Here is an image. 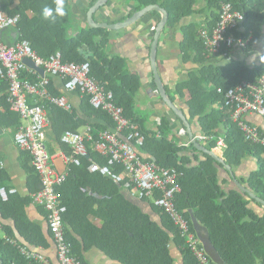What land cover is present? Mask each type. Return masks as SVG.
<instances>
[{"label":"trees","instance_id":"trees-1","mask_svg":"<svg viewBox=\"0 0 264 264\" xmlns=\"http://www.w3.org/2000/svg\"><path fill=\"white\" fill-rule=\"evenodd\" d=\"M98 1L92 0L88 10ZM118 1L133 8V11L108 20L109 23L123 22L151 6L168 12L169 20L162 33L172 32L176 36L180 32L182 63L196 66L187 70L172 90L166 88L168 95L171 99L177 96L184 101L188 120L196 122L200 134L208 137V140L200 142L206 149L214 150L218 140L224 138L226 147L221 156L233 170L239 168L247 158L254 159L256 170L249 178L240 181L264 200V146L246 139L238 122L233 119L235 107L228 106L225 99L229 90L244 81L256 83L264 75V55L259 65L254 66L245 60L233 59L232 52L235 49L227 55L222 51L211 56L200 38V31L213 30L217 26L223 5H230L244 16L243 22L232 33L236 38L248 41L247 47L241 50L250 52L256 42L264 39V0ZM1 4L3 11L9 15L21 16L18 27L2 32V40L6 44L27 40L44 59L61 53L64 63H89L91 77L106 92L113 93L115 104L123 108L125 117L136 124L144 135V144L138 148L141 159L184 173L180 179L182 192L176 196V207L188 221L192 233L200 236L196 224L206 229L213 250L222 264H264V215H258L250 208V198L241 190L224 191L219 177L220 169L225 170L224 164L210 154L199 151L193 142L189 146L183 145L191 139L177 115H174L175 124L168 116H162L156 130L147 129L148 116L137 107L140 79L129 70L124 58L108 53L111 31L91 27L87 18L83 22L78 20L73 13L71 0H65L66 15L58 18L54 24L41 15L44 6L55 7L54 0H1ZM115 9L117 12L119 7ZM98 13L94 17L95 21ZM156 17L160 22L161 14L152 11L142 20ZM154 35L155 31L152 33ZM23 78L37 82V77L29 73H25ZM50 85L48 88L53 96H63L53 93ZM8 90V84L0 76V129L12 131L16 135L22 119L10 109ZM75 93L83 96L79 90ZM39 103L47 111V138L68 155H71V149L62 143V136L67 131L81 133V129L90 127L92 138L96 141L100 133L116 129L114 121L105 111L92 106L89 96H83L80 111L75 108L69 111L46 100H40ZM246 116L244 118L250 125L258 127L250 123ZM181 129L187 132L185 136L179 134ZM258 129L264 134L260 127ZM92 144L87 141L88 156L82 158L79 166H71L66 182L59 188L61 202L67 207L64 217L67 240L72 244L73 255L82 264H89L82 252L84 244L86 250L95 247L121 264H175L170 253V246L175 244L183 253L184 264H197L178 228L168 215L155 206L152 199H140L136 195L139 201L150 204L153 212L161 217L163 226L143 211L140 202H132L123 193L122 185L99 173L89 172L92 163H108L106 158L93 151ZM200 152L204 159L199 161L196 157L198 164L192 165L190 153ZM26 156L32 164L30 154L24 151ZM23 167L28 174V185L35 194L40 188V178L33 166L31 168L24 163ZM115 171L120 172L121 168L117 167ZM6 180H9L8 174L0 169V188ZM32 203L30 196L23 198L18 193L9 194L4 201L0 195L3 218L15 223V229L27 242L26 246L30 249L48 248L42 225L32 222L27 215L26 208ZM92 217L101 220L103 225L97 227L91 221ZM1 226L6 237L0 238V264H41L28 260L11 243V240H15L25 246L17 239L11 225ZM72 230L81 240L73 235Z\"/></svg>","mask_w":264,"mask_h":264},{"label":"built area","instance_id":"built-area-1","mask_svg":"<svg viewBox=\"0 0 264 264\" xmlns=\"http://www.w3.org/2000/svg\"><path fill=\"white\" fill-rule=\"evenodd\" d=\"M244 16L234 11L232 6L223 5L220 20L213 30L200 31L206 51L216 56L222 51L225 55L233 49H245L248 41L236 38L232 33L243 22ZM21 16L9 15L3 11L0 0V76L8 84V103L10 109L20 115L22 124L15 135L17 146L27 151L32 158V166L40 178V188L32 196L34 204L44 208L48 214V228L53 237L60 264H82L73 255L72 244L67 240L65 214L67 207L61 202L62 194L59 191L66 182L72 165L79 166L82 158L88 156L87 141H91L93 151L108 160L106 165L92 163L88 170L99 173L122 185L140 199L150 198L156 207L170 217L178 228L185 246L196 258L197 264H212V259L200 236L190 231L188 221L176 207V196L182 192L180 179L184 173L176 168L166 169L153 162H145L138 154V148L143 146L145 137L138 126L124 115V110L114 102L112 92H106L97 80L90 75V64L64 63L62 54L57 53L49 59L39 56L29 41L21 40L8 45L2 40V32L18 27ZM30 59L36 68L43 69L42 76L35 69L30 68L25 61ZM25 73L37 77V82L23 78ZM49 76L59 77L64 82L66 93L80 91L83 96L90 97V103L96 109L105 111L114 121L116 129L100 133L99 139L94 141L91 128L86 127L83 133L67 131L62 136V143L71 149V155L62 153L66 168L59 171L54 164V156L47 149L46 143L49 120L44 105L40 100L49 101L59 107L71 111L73 106L66 96L55 97L49 91ZM221 92V90L219 91ZM226 104L235 107L233 115L248 141L264 146V134L258 127L250 125L245 116L255 114L264 118V75L256 82L244 81L236 88L229 90L226 95ZM31 101V102H30ZM32 102L34 105H32ZM181 136L187 132L179 131ZM199 142L208 140V137L198 134L195 136ZM192 140L184 143L189 146ZM226 147L224 138L217 142V148L222 153ZM121 168L116 172L115 168ZM3 168V163H0ZM0 188V195L6 201L9 194ZM22 254L31 261L48 264L47 259L40 252L34 251L26 245L11 240Z\"/></svg>","mask_w":264,"mask_h":264},{"label":"crops","instance_id":"crops-1","mask_svg":"<svg viewBox=\"0 0 264 264\" xmlns=\"http://www.w3.org/2000/svg\"><path fill=\"white\" fill-rule=\"evenodd\" d=\"M91 1L92 0H71L72 10L76 13L78 20H80L81 22L85 21V18H87L86 12L89 11L88 9L90 7ZM112 2L113 3L111 6L107 7L103 11H99V13L97 14L96 22H108V20L118 18L133 11V8L126 7L118 0H113ZM117 6L119 7V10H121H118L116 12L115 8ZM95 15L94 17H96ZM158 22L159 18L157 17L154 19L145 18L143 20L141 19L140 21H138V23H135L128 28L118 31H111V41L107 49L110 55L120 56L124 58L127 62L129 70L134 74L138 75L141 82V89L137 97V107L139 111H141L143 114H147L148 121L146 126L147 129L151 131L156 130L158 128L162 116H168L174 124L176 123V119L174 116L176 114H174L168 108V106L165 104L158 92L150 59L151 45L154 38L152 36V33L153 31H155V26ZM180 36V32L177 33L176 36L172 32H166L165 34H161L159 40L160 44L157 58L158 70L162 77L165 88L171 90L174 88L177 82L182 79V77H184L185 72L187 70L196 67L192 64L182 63L179 50ZM263 55L264 39L256 42L250 52H245V50H241L239 48L235 49L232 52L233 59L245 60L250 66L259 65ZM49 79L51 83V91L53 93H58L62 94L63 96H66L73 108L80 111L83 96L75 92L66 93L64 90V82L61 78L49 76ZM172 101L175 106L179 110H181L186 116L187 109L185 104L183 103L184 101H182L177 96H174ZM246 118L250 123L260 127L264 131V118H261L255 114H249L246 116ZM188 121L190 123L191 130L194 133V136L200 134L197 123L190 120ZM177 128L178 127L176 126V133H178ZM84 131V129H81L79 132L83 133ZM180 139L184 140V138ZM46 146L49 153L54 156L55 167L59 171H64L66 165L63 160L62 153L65 152L60 148L59 145L55 144L49 138L46 143ZM213 151L221 156L220 151ZM189 156L192 160V165L198 164V162L196 161V157L199 158V161L204 159V155L202 154V152L190 153ZM27 159V156L24 157V151L20 149L15 142V133H13L12 131L0 129V163H3V168L0 169L4 170L9 176V180L4 181L3 184H1V188H5L7 192H11V190H16V193H18L23 198L29 196L32 197L34 195L31 191L32 187L30 188L29 185V195L24 196L20 193V191L22 193L24 191L22 185V178L24 179V175L21 173V171L24 170L28 177L27 171L23 167L24 163L32 168L31 162ZM256 168L257 165L254 159L247 158L246 160H244L242 165L236 170H233L231 168V171L234 174L233 177L230 175V172L228 170L225 171L223 168L220 169V184L223 186L224 191L226 193H229L233 190H240L234 179H236L244 187L247 188V186L243 184L240 179L249 178L251 173L254 172ZM123 193L126 194V196H128L132 202H140L143 211L148 213L152 217V219L157 222L156 219H158L160 216L153 212L148 202H142L141 200L139 201L137 196L132 194L128 190L123 189ZM250 208H252L256 214L264 215V212H262L261 210V205L256 203L251 198ZM26 212L32 222H37L42 225L43 232L49 244L48 248L37 249V252H40L45 256L48 261V264H60L57 257L55 243L49 233L47 212L44 210L43 207L34 203L30 204L26 208ZM91 221L97 227H101L103 225V222L97 219L96 217H92ZM1 224L11 225L14 228L15 236L17 237V239L24 245H27V242L15 229V223L11 220L4 219L2 212L0 211V238H5L6 234ZM196 229L199 232L203 243H206V249L209 255L211 256L213 263L222 264L221 260L213 250V246L208 238V232L206 231V229L201 227L199 224H196ZM204 231L206 232V234H204ZM72 233L74 236L80 239V237L73 230ZM32 250L35 251L36 249L33 248ZM82 252L84 255V259L89 264H121L95 247L86 250L84 244H82ZM170 253L175 259V264H184L183 253L177 245L172 244L170 246Z\"/></svg>","mask_w":264,"mask_h":264},{"label":"water","instance_id":"water-1","mask_svg":"<svg viewBox=\"0 0 264 264\" xmlns=\"http://www.w3.org/2000/svg\"><path fill=\"white\" fill-rule=\"evenodd\" d=\"M110 2H112V0H99L97 2V4L88 11L87 22L91 27H93V28H104V29H107L109 31H118V30H122V29H125V28L132 26L133 24L140 21L142 18H144V16H146L148 13H150L152 11H157L161 14L162 18L156 27L155 35H154V38L152 41L151 51H150L152 70L154 73V79H155V83H156L158 92H159L160 96L162 97L163 101L165 102V104L168 106V108L183 121L186 129L188 130L189 137L192 140L195 147L202 152L210 154L218 162L224 164L225 170H228L230 172V175L233 177L234 174L231 171V167L226 164L225 160L220 155H218L216 152H214L213 150L210 151V150L206 149V147L204 145H202L197 139H195L194 133L191 130V126H190V123H189L187 117L185 116V114L181 110H179L175 106V104L173 103L172 99L168 95L166 88L164 86L162 77H161L159 70H158L157 58H158L159 40H160L161 34L164 31V29L168 23V20H169L168 12L165 10H162L159 7L151 6V7L144 9L143 11L136 12L133 16L129 17L128 19H126L123 22H118V23H114V24L108 23V22H100V23L96 22L94 19L95 13L106 8ZM25 63L30 68L38 71L42 76H45L44 70L40 69V68H36L30 59H27L25 61ZM21 173L24 175V179L22 178V185H23L24 191H23V193L20 191V193L23 194L24 196H26V195L30 194L29 190H28V177H27L26 172L24 170H22ZM234 181L237 183L238 187L240 188V190L243 193L247 194L252 200H254L256 203L261 205V210H262V212H264V200H262L261 198H258L253 192H251L248 188L244 187L236 179H234ZM156 221L160 226H163L161 217L156 219ZM204 234H206L205 231H204ZM204 245L206 246V243H204ZM35 251H37V249Z\"/></svg>","mask_w":264,"mask_h":264},{"label":"clouds","instance_id":"clouds-1","mask_svg":"<svg viewBox=\"0 0 264 264\" xmlns=\"http://www.w3.org/2000/svg\"><path fill=\"white\" fill-rule=\"evenodd\" d=\"M55 7L44 6L41 12L43 19L49 23H56L58 18L66 15L65 0H54Z\"/></svg>","mask_w":264,"mask_h":264},{"label":"rangeland","instance_id":"rangeland-1","mask_svg":"<svg viewBox=\"0 0 264 264\" xmlns=\"http://www.w3.org/2000/svg\"><path fill=\"white\" fill-rule=\"evenodd\" d=\"M73 13L76 15V13L73 11Z\"/></svg>","mask_w":264,"mask_h":264}]
</instances>
